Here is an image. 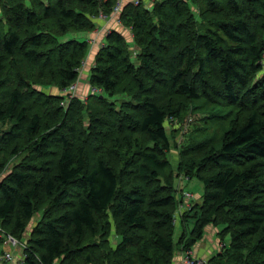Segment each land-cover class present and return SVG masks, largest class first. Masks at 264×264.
Returning <instances> with one entry per match:
<instances>
[{"label": "trees", "instance_id": "obj_1", "mask_svg": "<svg viewBox=\"0 0 264 264\" xmlns=\"http://www.w3.org/2000/svg\"><path fill=\"white\" fill-rule=\"evenodd\" d=\"M116 2L1 0L0 224L27 240L25 264H173L169 129L203 101L213 122L230 106L245 119L182 151L204 190L181 245L212 225L230 238L212 264H264V0L129 2L132 41L109 31L99 93L69 97L89 52L79 36ZM49 83L59 95L38 89Z\"/></svg>", "mask_w": 264, "mask_h": 264}, {"label": "rangeland", "instance_id": "obj_2", "mask_svg": "<svg viewBox=\"0 0 264 264\" xmlns=\"http://www.w3.org/2000/svg\"><path fill=\"white\" fill-rule=\"evenodd\" d=\"M152 1H150L149 4H152ZM86 61V60H85ZM90 71L91 68L87 66V62L82 65L80 69V78L84 77L86 71ZM262 74L264 73V67L261 72ZM82 79V78H81ZM39 90H42L45 94L48 95H59V88L54 85V83H49V84H41L38 87ZM78 89V86H77ZM76 89V90H77ZM90 89V88H89ZM94 88L92 87V90ZM76 93V92H75ZM74 93V94H75ZM99 93V92H97ZM94 94V93H93ZM89 95V94H88ZM88 95H79L80 98L87 100ZM126 95V94H125ZM128 96H118L116 99L118 100V106L121 105L122 101L126 99ZM203 101H198L195 103L191 104L190 110H188V113L185 115L184 119L182 120L181 123H173L169 129V134H170V141H171V149L168 153V157L171 161L170 167L173 172V174H176V181H175V191H173L176 199H177V206L175 209V220H174V225H175V238L177 242V249L175 252V256L180 255L184 261V264H186L185 261V255L187 251L192 252L193 248L191 250H184V248L181 245V237L183 233L190 232L192 227H193V222L189 221L188 222V213H193L194 210L197 209L198 205H201L203 203V198L202 193L204 190V187L202 183L194 178L190 179L186 174L185 171L182 170V151L184 149L190 148L193 143H203L206 141H213L212 139L214 138L213 136L216 135V133H219L221 130V126H229L231 122H233L234 119L237 120H244V113L239 112L236 108L230 107H225L222 108L221 114L225 118V120L219 119L217 121H212L210 118V113L214 111L216 108H209L204 110L205 108L202 107ZM197 108H196V107ZM248 112V111H246ZM241 113V114H240ZM236 114H240L236 118ZM225 121V123H223ZM179 128L178 132L173 131V127ZM223 126V127H224ZM187 144V145H186ZM195 145V144H194ZM178 152V153H177ZM179 154V155H178ZM177 157V158H176ZM21 158L16 157L12 161L17 162ZM178 170V171H177ZM8 171H4V173L7 174ZM5 175V174H4ZM181 181V182H179ZM179 186V187H178ZM40 219V215H37L31 222L29 229L31 230L33 226L37 223V221ZM182 219V220H181ZM189 224V225H188ZM209 227V226H208ZM208 227L206 228L205 235L202 239H200L194 248H196L197 244L199 242H202L208 233ZM187 236V234H186ZM214 237L218 238L219 242L221 243L222 240L220 238V235L218 232L214 235ZM217 240V241H218ZM24 240H22L23 242ZM116 241H113V244H115ZM224 246L226 247L230 243V238L226 237L224 240ZM223 244L220 246V250H222ZM20 249L15 250V253L18 254L20 253ZM193 253V252H192ZM194 255L197 256L194 250ZM216 255V254H215ZM211 256L210 258H201L203 261L207 264H212L214 262V256ZM208 259V260H207ZM210 259V260H209Z\"/></svg>", "mask_w": 264, "mask_h": 264}, {"label": "crops", "instance_id": "obj_3", "mask_svg": "<svg viewBox=\"0 0 264 264\" xmlns=\"http://www.w3.org/2000/svg\"><path fill=\"white\" fill-rule=\"evenodd\" d=\"M135 0H125L124 6L129 3V2H134ZM147 4L150 3L151 0H143ZM2 14L1 10V0H0V16ZM118 16L114 15L111 16V14L107 17L99 16L96 18L95 23L96 27L87 32H82L81 36H79L82 40H87L89 43V52L88 56L86 58V61L84 64L87 62V66H89L92 69V66L95 61L96 54L98 51L105 45L106 43V35L108 34L109 31L112 29L119 30L124 33V35L132 41V34L130 30L122 24V22L118 21ZM91 74V70L86 71L84 77H79V80L77 81V86L78 89L76 90V93L78 95H88L93 93L92 87L89 83V77ZM90 88V89H89ZM82 91V92H81ZM218 232V229L210 225L208 227V233L206 238L202 241L199 242L196 246V248H193L192 252L194 255V250L195 253L197 254L196 257L199 258H210L211 256L217 254L220 252V246L224 243H220L218 238L214 237V235ZM218 240V241H217ZM210 243V244H209ZM201 255V256H200ZM195 256V255H194ZM184 258H182L180 255L175 256V260L173 264H184L183 261ZM208 260V259H207ZM207 264H209L207 262Z\"/></svg>", "mask_w": 264, "mask_h": 264}, {"label": "built area", "instance_id": "obj_4", "mask_svg": "<svg viewBox=\"0 0 264 264\" xmlns=\"http://www.w3.org/2000/svg\"><path fill=\"white\" fill-rule=\"evenodd\" d=\"M142 0H135V4H139ZM125 0H117L114 5L111 16L117 15L118 21L121 22L120 15L124 7ZM103 17H107L105 14H101ZM77 89V84H73L69 89V97L74 95ZM98 92L97 89H93V93ZM22 240H24L22 242ZM18 239L11 233L7 232L0 224V264H25V258L27 255L28 242L26 239ZM20 249V253L16 254L15 250ZM186 264H206L203 259L196 257L192 252L187 251L185 255Z\"/></svg>", "mask_w": 264, "mask_h": 264}, {"label": "bare ground", "instance_id": "obj_5", "mask_svg": "<svg viewBox=\"0 0 264 264\" xmlns=\"http://www.w3.org/2000/svg\"><path fill=\"white\" fill-rule=\"evenodd\" d=\"M5 30V29H4ZM82 92V91H81ZM118 143V142H117ZM187 145V144H186ZM178 153V152H177ZM179 155V154H178ZM177 158V157H176ZM83 161V160H82ZM191 164V163H190ZM188 165H189V163H188ZM100 166V165H99ZM184 166V165H183ZM191 168V167H190ZM104 169V168H103ZM197 170V169H196ZM178 171V170H177ZM65 172V171H64ZM105 172V171H104ZM67 173V172H66ZM109 174V173H108ZM107 174V175H108ZM194 174V173H193ZM157 176V175H156ZM67 177V176H66ZM205 181V180H204ZM179 182H181V181H179ZM50 183V182H49ZM179 187V186H178ZM49 188V187H48ZM202 197V196H201ZM175 200V199H174ZM177 200V199H176ZM177 206V205H176ZM38 213V212H37ZM89 214V213H88ZM176 216V215H175ZM182 220V219H181ZM90 222V221H89ZM192 222V221H191ZM199 222V221H198ZM91 227V226H90ZM115 227V226H114ZM203 227V226H202ZM112 228V227H111ZM204 230V229H203ZM202 231V230H201ZM110 232V231H109ZM25 234H27V233H25ZM200 234V233H199ZM210 244V243H209ZM110 247V246H109ZM177 249V248H176ZM105 255V254H104ZM201 256V255H200ZM60 257V256H59ZM58 257V258H59ZM57 258V259H58ZM82 258V257H81ZM121 258V257H120ZM89 260V259H88ZM210 260V259H209ZM60 263V262H59ZM53 264V263H52ZM151 264V263H150Z\"/></svg>", "mask_w": 264, "mask_h": 264}]
</instances>
